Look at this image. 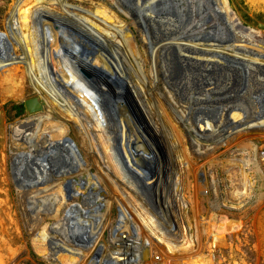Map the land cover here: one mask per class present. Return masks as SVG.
Returning <instances> with one entry per match:
<instances>
[{
  "label": "bare ground",
  "instance_id": "1",
  "mask_svg": "<svg viewBox=\"0 0 264 264\" xmlns=\"http://www.w3.org/2000/svg\"><path fill=\"white\" fill-rule=\"evenodd\" d=\"M150 1L156 0H133L125 9H118L143 17L146 22L150 14L159 13L158 26L167 21V27L163 26L166 29L162 27L165 35H169L173 25L172 17L179 15L185 27L174 42L169 40L172 33L164 39L168 42L157 49L161 54L149 49L153 56L151 63H156L158 54L164 60L170 49L188 56L194 65L211 62L213 55L220 65L225 64L228 58L224 53L237 54L238 49L227 42L239 40L233 33V25L219 11L222 8L218 0H157L159 8L150 5ZM172 7L175 16L166 17ZM106 10L114 16L108 7ZM208 12H212L213 20ZM97 13L69 0H32L19 12L18 33L27 78L40 95L38 81L52 96L47 99L41 95L42 104L37 96L28 98L34 99L31 103L36 106L32 112L26 111L28 114L42 108L45 111L35 120L36 127L52 130L42 142L37 143L36 133L24 140L32 152L23 154L22 162L18 160L21 155L14 156L12 165L22 212L34 224L41 225L38 236L48 244L49 258L61 264H181L171 257L189 254L199 244L190 232L191 224L185 232L178 227L175 230L176 226L172 227L168 219L157 216L144 193L161 183L164 178L161 166L166 163L164 168L170 170L168 174L165 172L167 178L176 192L185 193L180 201L182 209L191 208L193 199L203 192L204 177L192 164L189 150L202 154L200 149L204 146L230 140L236 134L264 132V100L259 99L260 95L264 97V71L240 72L241 88L237 93L241 92L240 98L246 96L248 101H242L236 109L206 111L201 122L197 121L201 126L197 134L192 126L196 124L194 115L192 120L179 113L184 112L178 107L175 88L171 87L177 82L171 85L165 81L161 86L153 76L157 67L145 70L142 54L135 49L136 43L120 20L113 25ZM190 19L195 24L185 26ZM254 55L261 56L253 52L247 57ZM229 62L226 68L233 67ZM128 70L140 81L130 82ZM217 70L218 73L212 71L209 75L226 82L236 80L237 73H229L232 80ZM210 88H203L204 93L199 89L186 104L217 106V95L212 97ZM231 96L238 98L235 94ZM62 108L65 116L61 115ZM12 129L16 141L20 129L17 126ZM208 131L218 133L210 143L209 138L201 136ZM78 202L88 210H79ZM10 203L6 198L0 200L1 233L5 228L2 215L7 217L1 212L7 211L10 216L13 209ZM113 208L118 210L121 221L112 237L124 232V240L129 242L127 249L124 245L114 248L105 242L88 261L93 243L110 223ZM50 218L56 219L57 225L44 224ZM193 263L202 264L197 257Z\"/></svg>",
  "mask_w": 264,
  "mask_h": 264
},
{
  "label": "rangeland",
  "instance_id": "2",
  "mask_svg": "<svg viewBox=\"0 0 264 264\" xmlns=\"http://www.w3.org/2000/svg\"><path fill=\"white\" fill-rule=\"evenodd\" d=\"M31 1L0 0V200L6 198L13 207L10 216L7 211L2 210L1 212L7 217L3 218L2 215L5 228H2V233L0 232L3 237L0 239V264H61L52 260L53 258H49L48 244L38 236L42 231L41 225L34 224L22 212L12 165L15 162L14 156L21 155L18 160L22 162L21 157L24 156L23 154L26 155L32 152L31 146L25 143L24 140L36 133L39 135L37 143L38 141L42 142L45 134H49L52 130L46 129L43 131V129L36 127L38 126L37 118L45 112L43 108L37 111L38 113L28 114L23 104L25 99L35 96L39 98L41 104L43 101V99H40L41 95L47 99L52 97L48 90H45L42 82L38 81L40 95L39 91L30 85L25 72V61L23 52H21V39L18 33V18L19 12ZM132 1L117 0L116 2L115 0H108L106 3L104 0H69V3L88 7L95 13H97L96 10L100 11L101 13L98 12L97 14L113 25L119 23L120 20L122 26L128 30V35L132 41L136 43L137 47L135 46V49L141 52L145 70L148 71L151 66H156L157 72L153 76L161 86L165 81L171 85H173V82L174 84L177 82L176 85L171 87L175 88L174 94L178 107L184 112L183 114L182 112L179 113L192 120L194 115L196 118L195 123L199 126L197 127L196 124L192 126L196 133L199 132L197 134L201 132L199 127H201L200 122L203 118L201 120L200 118L205 117L206 111L218 110L222 107L223 111L229 107L236 109L235 106H240L242 101H248L246 96L243 99L240 98L242 97L241 92L237 93L241 88L239 77L240 72L246 74L249 71H264V0H218L220 5L218 6L222 8L219 11L233 25V33L239 40L227 42L238 51L237 54L224 53L225 58L228 59H226L225 64L221 65L214 55V60L211 62L202 61L199 65H194L191 63V58L181 55L179 51L175 52V49H170L169 55H165L163 60L159 56L161 50L158 51L157 49L159 46L162 47L164 42H168L164 39L171 33L169 38L171 42H174L176 36L181 35L182 30L185 29L183 21H180L181 17L179 15L178 18L172 17L175 16L172 14L175 12L173 7L169 9L170 13H165L166 17L171 16L173 21V25L169 29V35H165L163 30L166 28L163 26H166L167 21H164L165 23L161 24L162 26H158L159 13L150 14L151 16L148 17L146 22L143 17L137 16V18L135 15L131 16L118 9L120 7L125 9L124 6L131 5ZM159 3L160 1L156 0L150 1L149 4L152 6L157 5L155 7L159 8ZM103 5L107 6L114 16L109 15L106 12L107 7L105 8ZM140 5L143 9L142 4ZM223 5H225V8H223ZM208 13L211 20L212 12ZM195 22L190 19L185 26L195 24ZM158 37L160 40L157 39ZM155 44L157 45L155 46ZM150 48L156 49L159 53L154 64L150 62L153 57L149 51ZM253 52L259 53L262 57L259 55H254L252 58L247 57L248 53L252 54ZM249 59H251L252 64ZM229 60L233 63V67L226 68ZM217 68L227 79L234 80L229 73H237L236 80L226 82L223 78L219 77V79L217 76L212 78L209 74L212 71L218 73ZM132 73L133 71L128 70L127 79L130 82L140 81L136 80L134 73L133 75ZM169 75L170 77H168ZM149 79V81H153V78L149 77ZM214 83L216 85L222 84L216 86L213 85ZM215 87L216 89H214ZM203 88L205 90L210 88L213 91H210L213 94L212 97L217 95V106L216 103L198 104V106L192 103H190L192 106L186 104L189 103V97L200 91L204 93ZM217 88L221 89L217 90ZM234 94L238 98L235 99L231 96ZM228 98L232 101H227ZM259 99L264 100V97L260 95ZM204 106L206 109H204ZM237 112L240 114L241 111ZM61 115H66L64 108L61 109ZM225 117L230 116L225 115ZM16 126L20 129V132L17 140L14 141L12 128ZM249 132L236 134L230 140L221 141L218 144H208V146L200 149L202 154L189 150L192 164L197 167L204 177L203 192L193 199L191 208L182 209L180 201L185 193L184 191L181 193L176 192L175 185L167 178L170 170L164 168L167 166L166 163L161 166V169H164L162 171L164 178L161 183L149 192L144 190L147 192V194L144 193L146 200L153 205L157 216L162 215L168 219L172 227L176 226L175 230L180 228L181 231L185 232L191 224L190 232L196 236L199 244L193 246L195 252L192 250L193 252L191 251L189 254H179L171 257L176 258L179 263L195 264L193 261L197 257L202 264H264V132L260 133L257 130ZM217 134V131L214 133L208 131L201 133V136L206 140L209 138L208 142L210 143ZM187 146L189 145L187 144ZM24 160L26 161V159ZM141 161L144 163V160H140L142 164ZM25 167L28 168V166ZM192 180L195 181L196 179L192 177ZM77 204L79 210H88L87 206L79 202ZM31 215H34V212H31ZM110 218V223L103 229L101 237L93 243V253L88 261L96 255L95 251L99 247L106 243L114 245L113 241L124 233L115 236V238L112 237L115 229L118 230L119 226L117 224L121 221L116 208H113ZM56 222H58L56 219L50 218L45 220L44 224L54 227L57 225ZM196 254L197 256H195Z\"/></svg>",
  "mask_w": 264,
  "mask_h": 264
},
{
  "label": "built area",
  "instance_id": "3",
  "mask_svg": "<svg viewBox=\"0 0 264 264\" xmlns=\"http://www.w3.org/2000/svg\"><path fill=\"white\" fill-rule=\"evenodd\" d=\"M124 238L126 239V235L125 234H122V236H120L119 238L115 239V241H113V243H114V246L113 247L114 248H119V247H121V246L124 245V249H127L126 248L127 247L126 244H129V242H127L126 240H124ZM120 257H118V258H120Z\"/></svg>",
  "mask_w": 264,
  "mask_h": 264
},
{
  "label": "water",
  "instance_id": "4",
  "mask_svg": "<svg viewBox=\"0 0 264 264\" xmlns=\"http://www.w3.org/2000/svg\"><path fill=\"white\" fill-rule=\"evenodd\" d=\"M34 100V99H31V101ZM30 99L26 100L23 104H24V107H25V110L27 112H32V110L34 109V106L32 103H31ZM34 102V101H33Z\"/></svg>",
  "mask_w": 264,
  "mask_h": 264
}]
</instances>
